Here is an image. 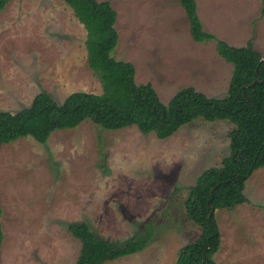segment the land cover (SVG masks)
Returning a JSON list of instances; mask_svg holds the SVG:
<instances>
[{
	"label": "rangeland",
	"instance_id": "rangeland-1",
	"mask_svg": "<svg viewBox=\"0 0 264 264\" xmlns=\"http://www.w3.org/2000/svg\"><path fill=\"white\" fill-rule=\"evenodd\" d=\"M117 10L112 55L131 61L137 83L164 103L193 86L227 94L233 64L217 39L251 44L264 58V0H196L204 29L195 41L179 0H108ZM87 30L63 0H11L0 12V110L16 112L41 91L63 102L102 92L88 62ZM229 120L197 118L159 138L136 126L106 129L92 119L0 145V264H76L81 241L68 229L87 222L100 237L151 236L145 248L104 264H176L200 233L185 199L198 176L230 153ZM247 201L216 209L218 264H264V166L246 181Z\"/></svg>",
	"mask_w": 264,
	"mask_h": 264
},
{
	"label": "trees",
	"instance_id": "trees-1",
	"mask_svg": "<svg viewBox=\"0 0 264 264\" xmlns=\"http://www.w3.org/2000/svg\"><path fill=\"white\" fill-rule=\"evenodd\" d=\"M10 1L0 0V12ZM63 1L73 8L87 30L88 62L99 77L102 92L78 90L59 103L49 92L41 91L27 107L16 112L0 110V145L26 136L45 143L53 131L74 128L91 119L106 129L136 126L159 138L172 135L197 118L231 121L230 153L221 165L198 176L185 199L186 214L200 233L180 248L176 259V264H218L214 255L221 246V233L215 210L246 202V181L264 166L263 55L251 44L235 46L217 39L218 52L234 66L227 94L210 97L187 86L164 103L152 84L136 82L131 61L113 57L119 33L115 27L118 12L111 2ZM179 1L190 21L192 38L197 42L215 39L204 29L197 1ZM68 229L82 243L76 264L117 260L144 249L151 236L150 229L146 236L118 242L100 237L87 222H71Z\"/></svg>",
	"mask_w": 264,
	"mask_h": 264
},
{
	"label": "water",
	"instance_id": "water-1",
	"mask_svg": "<svg viewBox=\"0 0 264 264\" xmlns=\"http://www.w3.org/2000/svg\"><path fill=\"white\" fill-rule=\"evenodd\" d=\"M258 80H261V78H258ZM255 82V81H254Z\"/></svg>",
	"mask_w": 264,
	"mask_h": 264
}]
</instances>
